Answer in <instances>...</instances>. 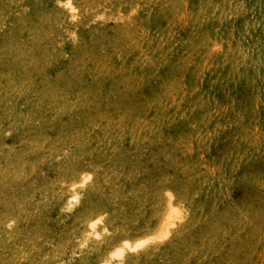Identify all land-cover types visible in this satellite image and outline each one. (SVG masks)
<instances>
[{
	"label": "rangeland",
	"instance_id": "obj_1",
	"mask_svg": "<svg viewBox=\"0 0 264 264\" xmlns=\"http://www.w3.org/2000/svg\"><path fill=\"white\" fill-rule=\"evenodd\" d=\"M0 264H264V0H0Z\"/></svg>",
	"mask_w": 264,
	"mask_h": 264
},
{
	"label": "bare ground",
	"instance_id": "obj_2",
	"mask_svg": "<svg viewBox=\"0 0 264 264\" xmlns=\"http://www.w3.org/2000/svg\"><path fill=\"white\" fill-rule=\"evenodd\" d=\"M83 180L86 179V176H83L82 178ZM74 196V195H73ZM72 197V196H71ZM73 198H76L75 196ZM97 221V219H91V221L89 222V226L92 228L95 225V222ZM97 223V222H96ZM88 227V226H87ZM90 230V229H89ZM89 232V231H88ZM142 241H138L136 242L135 246L140 245ZM131 248H133V246H130Z\"/></svg>",
	"mask_w": 264,
	"mask_h": 264
}]
</instances>
